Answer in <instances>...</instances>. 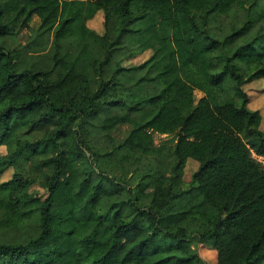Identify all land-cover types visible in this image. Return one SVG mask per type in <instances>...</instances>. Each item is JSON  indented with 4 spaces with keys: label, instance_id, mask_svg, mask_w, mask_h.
Here are the masks:
<instances>
[{
    "label": "trees",
    "instance_id": "obj_1",
    "mask_svg": "<svg viewBox=\"0 0 264 264\" xmlns=\"http://www.w3.org/2000/svg\"><path fill=\"white\" fill-rule=\"evenodd\" d=\"M101 10L102 34L88 25ZM34 15L49 70L1 40ZM259 76L264 0H0V225H34L0 241V264H208L199 244L216 264L263 261L264 123L244 88ZM164 152L134 187L103 164Z\"/></svg>",
    "mask_w": 264,
    "mask_h": 264
},
{
    "label": "rangeland",
    "instance_id": "obj_2",
    "mask_svg": "<svg viewBox=\"0 0 264 264\" xmlns=\"http://www.w3.org/2000/svg\"><path fill=\"white\" fill-rule=\"evenodd\" d=\"M89 27L95 29L99 33L105 32V14L104 11H99L93 19L88 21ZM41 29V20L38 16H32L27 26H22L19 22L15 27L13 33L8 34L1 38L5 47L9 50L19 51V61L24 66L32 67L36 66L38 69L49 70L52 69L53 63L50 61V56L53 52V37H49L45 35L43 38L40 35ZM64 48V46H62ZM153 51L152 49H147L143 52H139L133 56L126 57L122 59V65L136 66L143 63L147 60ZM245 90L250 94V104L249 107L253 110L259 109L263 115V123H264V77L259 76L255 80L244 85ZM204 93L200 90L195 91V99L198 101ZM132 126L128 123L120 124L114 129L110 131V134L114 138L116 143L123 142L127 136L129 135ZM40 132L39 129L32 132L30 137L35 136ZM92 138L94 140H98V134L93 133ZM106 143L105 139L102 137L98 143V146L104 145ZM106 145V144H105ZM0 151L2 154L7 152L6 147H0ZM89 154V153H88ZM121 153L120 156H117L114 162L104 161V168L111 175H117L119 181L128 184L131 186H135L138 181L143 179L144 174L156 170L162 165L165 159L170 160L167 152H164L161 156L158 157H143L138 163H132V161H126ZM259 160L264 163V156L253 154ZM97 163V161H96ZM99 166L98 164H96ZM199 163L194 159H189L187 162V166L185 169V179L189 181L191 179L192 173L198 168ZM117 167L118 170H114ZM165 168H163L164 170ZM13 168L10 167L5 170L3 174V180H7L12 176ZM32 189L36 191L42 192L43 189L37 185H34ZM1 196V191H0ZM5 217L4 211L0 209V221ZM190 229H194L193 226ZM34 231V225L29 223L24 225L21 228H4L0 225V241L5 242H22L28 240ZM197 245V243H196ZM197 248L203 257V259L208 264H216L217 262V252L207 245L199 244ZM253 264H264V260L258 263Z\"/></svg>",
    "mask_w": 264,
    "mask_h": 264
}]
</instances>
